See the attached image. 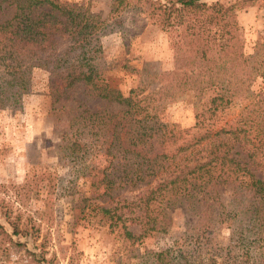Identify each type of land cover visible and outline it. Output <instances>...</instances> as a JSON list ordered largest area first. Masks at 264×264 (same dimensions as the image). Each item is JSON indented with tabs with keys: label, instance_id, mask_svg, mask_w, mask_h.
I'll return each mask as SVG.
<instances>
[{
	"label": "trees",
	"instance_id": "trees-1",
	"mask_svg": "<svg viewBox=\"0 0 264 264\" xmlns=\"http://www.w3.org/2000/svg\"><path fill=\"white\" fill-rule=\"evenodd\" d=\"M145 1L168 34L172 68L146 73L123 95L98 65L99 38L109 32L105 19L56 0H0V109L20 107L31 92L33 68L47 71L52 97L81 85L95 102L58 107L68 117L57 147L60 156L76 162L92 147L102 156L101 166L85 170L94 194L82 199L81 212L97 215V224L132 244L165 230L168 207L217 200L214 187L229 186L243 194V207L220 201L215 212L231 228L228 256L204 263L182 254L179 259L264 264V107L261 91L252 90L264 78V40L251 53L243 50L235 9L244 0ZM122 5L111 0L108 14ZM152 83L156 87L149 90ZM185 92L195 97V123L180 128L162 117L161 105ZM235 100H244L240 110L216 126L218 110ZM140 185L145 189L137 199H112L115 189ZM93 197H107L109 205ZM7 223L12 230L0 223V239L21 245L12 235L26 230Z\"/></svg>",
	"mask_w": 264,
	"mask_h": 264
},
{
	"label": "rangeland",
	"instance_id": "rangeland-1",
	"mask_svg": "<svg viewBox=\"0 0 264 264\" xmlns=\"http://www.w3.org/2000/svg\"><path fill=\"white\" fill-rule=\"evenodd\" d=\"M56 1L106 20L109 32L99 38L98 65L108 84L123 95L146 73L172 68L168 34L156 24L147 1L123 0L111 15V0ZM235 16L243 50L251 53L254 44L264 40V0H244L235 9ZM31 82V92L22 97L20 107L0 109V223L8 233L12 228L7 220L27 232L12 235L13 241L21 245L0 239V264H182L179 254L189 262L202 263L211 256L216 260L228 256L231 228L216 219L215 212L220 201L243 207V194L229 186L214 187L212 194L217 200L207 198L191 205L168 207L162 218L165 230L132 244L97 224V215L86 216L85 208L81 212L82 199L94 194L89 190L85 170L101 166L103 160L94 147L80 162L58 154L60 134L67 130L68 117L58 107L79 101L91 106L95 100L81 85L52 97L47 90L48 73L43 69L31 70ZM155 87L152 83L148 89ZM252 90L261 91L264 107V78H257ZM194 101L192 92L165 100L161 115L180 128L192 127ZM242 104L244 100H235L221 107L216 126L235 116ZM144 189L143 185L117 188L112 191V199L135 200ZM92 202L108 204L107 197H93ZM129 229L138 233L136 225H129Z\"/></svg>",
	"mask_w": 264,
	"mask_h": 264
}]
</instances>
